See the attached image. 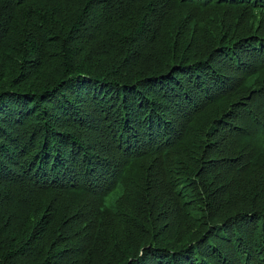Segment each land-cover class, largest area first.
I'll return each mask as SVG.
<instances>
[{
	"label": "trees",
	"instance_id": "obj_1",
	"mask_svg": "<svg viewBox=\"0 0 264 264\" xmlns=\"http://www.w3.org/2000/svg\"><path fill=\"white\" fill-rule=\"evenodd\" d=\"M0 264H264V0H0Z\"/></svg>",
	"mask_w": 264,
	"mask_h": 264
},
{
	"label": "rangeland",
	"instance_id": "obj_2",
	"mask_svg": "<svg viewBox=\"0 0 264 264\" xmlns=\"http://www.w3.org/2000/svg\"><path fill=\"white\" fill-rule=\"evenodd\" d=\"M199 37H201V36H199ZM74 184L75 183H67V186L66 187L67 188H70ZM113 186H114V184L110 183L103 190H100L99 192L100 193H104L105 191H107L108 189H110ZM70 199H71V195H63V196H61V201H62V205H63L64 209L66 208L67 204L70 202ZM213 213H217V210L215 209L213 211ZM215 219H217V216L216 215H215Z\"/></svg>",
	"mask_w": 264,
	"mask_h": 264
}]
</instances>
